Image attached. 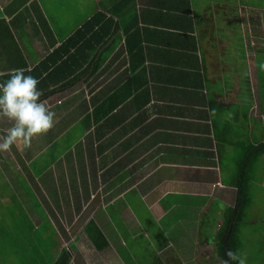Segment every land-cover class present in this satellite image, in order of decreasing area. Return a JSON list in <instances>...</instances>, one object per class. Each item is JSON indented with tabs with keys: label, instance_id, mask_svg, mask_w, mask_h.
<instances>
[{
	"label": "crops",
	"instance_id": "crops-1",
	"mask_svg": "<svg viewBox=\"0 0 264 264\" xmlns=\"http://www.w3.org/2000/svg\"><path fill=\"white\" fill-rule=\"evenodd\" d=\"M263 12L251 0H0V81L24 69L53 90L42 99L55 113L28 148L0 152V257L38 255L47 226L53 254L34 264L63 248L69 264H223L217 233L237 188L250 203L264 189ZM96 13L104 27L86 46L56 53ZM66 53L57 77L75 64L79 76L44 84ZM113 90L119 103L93 119ZM10 126L0 118V135Z\"/></svg>",
	"mask_w": 264,
	"mask_h": 264
},
{
	"label": "clouds",
	"instance_id": "clouds-1",
	"mask_svg": "<svg viewBox=\"0 0 264 264\" xmlns=\"http://www.w3.org/2000/svg\"><path fill=\"white\" fill-rule=\"evenodd\" d=\"M258 70L264 72V59L258 62ZM39 81L26 75L24 69H12L9 78L0 81V118L10 122L7 131L0 135V152L14 146L28 148L34 137L47 133L55 123V113L46 107ZM223 264H247L246 255L233 250L225 253Z\"/></svg>",
	"mask_w": 264,
	"mask_h": 264
},
{
	"label": "trees",
	"instance_id": "trees-1",
	"mask_svg": "<svg viewBox=\"0 0 264 264\" xmlns=\"http://www.w3.org/2000/svg\"><path fill=\"white\" fill-rule=\"evenodd\" d=\"M101 13H99L97 15H93L92 17H90L82 26L81 28H79L76 32H74L73 35H71V37L69 39H67L64 43H62L60 46H58V48L55 50L56 53H62L64 50L68 51L70 49H80V48H84L86 45H83L84 42L81 41L83 39L84 36L86 35H91V34H96V30L98 28V31H100L102 29V21L99 20ZM108 34L107 31L100 33L99 32V36L98 38L100 40H103L104 38H107ZM69 53H66L65 56L66 57H61V55L57 56L56 59H54L55 64H54V71H49L46 73V75L44 77H40V80L44 83V84H48V82L51 81H55L58 78L61 79V77H65L67 76V74L71 73V76L73 77H78V74H73V72L75 71V67L76 64L74 65L75 67L71 68V70L69 69L67 73L62 74L61 77H57L58 75L57 72L63 68L64 62H66L65 60H67V58L69 57ZM61 57V58H58ZM48 65V64H47ZM62 87V85L60 86ZM53 92V90H48L46 91L43 96H47L49 94H51ZM108 101L106 106L104 105L103 109H100V112L97 110H95L94 112H92L91 116L93 117V119L96 118H104V116H106L107 114H109L113 109L114 106H116L119 103V98L117 99V96H114V90L110 91V94L108 95ZM126 96V94H125ZM116 97V98H115ZM244 190L242 189V187H238L237 188V194H236V199L234 201V204L232 207H229L225 213H224V218L222 220V224L220 225V230L217 233V242H216V251L219 254V256L222 258V261H224L225 259H227L225 253L228 250H233L234 252H236L238 254V250L240 248V242L238 240V229L241 226V224L243 223V218H244V214L246 209L250 206V201L248 199H245L244 196ZM70 261V254H69V250L68 249H61V251L59 252L58 256L55 258L53 264H69Z\"/></svg>",
	"mask_w": 264,
	"mask_h": 264
},
{
	"label": "rangeland",
	"instance_id": "rangeland-1",
	"mask_svg": "<svg viewBox=\"0 0 264 264\" xmlns=\"http://www.w3.org/2000/svg\"><path fill=\"white\" fill-rule=\"evenodd\" d=\"M251 2L264 7V0H251ZM262 59H264V57ZM250 194L254 201L250 203V206L246 209L243 223L238 229L237 235L241 245L238 255H246L247 264H264V189H250ZM25 231H27V229H25ZM26 237V240L30 242V233H26ZM210 238L211 237H209V241H211ZM54 239V233L46 226L45 233L40 235L41 246L44 249L38 250V255L34 256L33 251L27 248L22 251L6 249L2 251L5 256L0 257V264H34L33 260L37 261L39 255L49 256L53 254L52 250L49 248L50 246L47 245L51 244V240L55 241ZM22 240L26 241L25 238ZM213 241H211V244H213ZM211 246L213 248L214 245ZM60 251L61 250L58 251L56 257ZM16 253H18L19 256H16Z\"/></svg>",
	"mask_w": 264,
	"mask_h": 264
}]
</instances>
